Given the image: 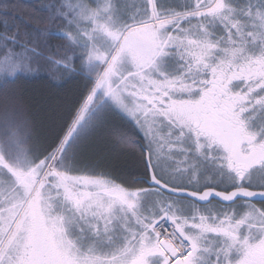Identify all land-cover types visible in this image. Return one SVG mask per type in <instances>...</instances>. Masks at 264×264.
I'll list each match as a JSON object with an SVG mask.
<instances>
[{
  "label": "snow or ice",
  "instance_id": "snow-or-ice-1",
  "mask_svg": "<svg viewBox=\"0 0 264 264\" xmlns=\"http://www.w3.org/2000/svg\"><path fill=\"white\" fill-rule=\"evenodd\" d=\"M41 10L0 33V264H264V0ZM40 73L78 84L47 134L13 87Z\"/></svg>",
  "mask_w": 264,
  "mask_h": 264
},
{
  "label": "trees",
  "instance_id": "trees-1",
  "mask_svg": "<svg viewBox=\"0 0 264 264\" xmlns=\"http://www.w3.org/2000/svg\"><path fill=\"white\" fill-rule=\"evenodd\" d=\"M49 0H0V9L7 5L6 11L0 10V33L15 31L25 25L31 28L44 27L46 13L41 9ZM51 43H58L55 36ZM23 106L35 122L40 133L47 134L51 130L49 116L60 105L70 100L77 88L76 82H71L64 88L53 86L48 77L40 73L36 78L18 82ZM100 158L102 165L112 168L117 174L130 172L136 167V160L130 151H122L103 139L92 145L90 153L83 158L85 161Z\"/></svg>",
  "mask_w": 264,
  "mask_h": 264
},
{
  "label": "rangeland",
  "instance_id": "rangeland-1",
  "mask_svg": "<svg viewBox=\"0 0 264 264\" xmlns=\"http://www.w3.org/2000/svg\"><path fill=\"white\" fill-rule=\"evenodd\" d=\"M14 87V94L21 100V97H20V90H19V87H18V83L15 85V86H13ZM21 102H22V100H21ZM3 103V91L2 90H0V104H2ZM23 104V103H22ZM24 107V106H23ZM93 145V144H92ZM92 145L90 146V148L84 153V157L83 158H85L86 157V155L88 154V153H90V151L92 150Z\"/></svg>",
  "mask_w": 264,
  "mask_h": 264
}]
</instances>
